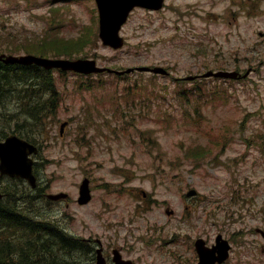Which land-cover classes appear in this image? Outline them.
I'll use <instances>...</instances> for the list:
<instances>
[{"label":"rangeland","instance_id":"obj_1","mask_svg":"<svg viewBox=\"0 0 264 264\" xmlns=\"http://www.w3.org/2000/svg\"><path fill=\"white\" fill-rule=\"evenodd\" d=\"M94 17L92 0L53 5L47 0H0V55L19 56L17 50L28 48L30 39L53 27L57 31L46 39L30 42L34 49L48 51L46 56L64 51L65 57L118 65L117 69L171 70L168 78L137 74L124 83L108 79L89 91L75 76L53 73L62 102L49 122L47 143L38 142L41 151L35 161L43 164L42 202L49 194H69V202L58 208L59 216L67 228L83 234L96 231L107 218L110 235L136 250L132 258L138 264H193L194 237L203 232L214 243L221 230L247 233L240 257L247 264H264V254H259L262 242L250 233L254 227L264 228V0H166L156 13L135 10L121 31L125 46L116 52L101 46ZM8 33L24 39L22 47L14 50L21 43L9 44ZM207 68L256 72L240 83L207 81L202 85L205 95L192 104L174 97V78ZM134 80L158 88V98L118 97ZM8 113L0 117V135L11 132L17 120L29 119L21 112L7 119ZM65 121L68 125L60 136ZM196 159L204 164L198 171L189 168ZM210 159L217 165L208 164ZM85 175L92 181L93 198L81 207L76 199ZM187 189L197 191L194 203L183 197ZM223 193H232V207L225 199L210 198ZM238 194L248 206L233 204ZM221 202L234 213L233 220L227 219ZM166 209L174 212L171 217ZM51 212L47 207L43 214L50 218ZM141 234L142 243L136 242ZM159 236L154 247L146 245ZM253 243L257 254L249 260ZM172 253L180 263L169 256ZM89 263L84 258L80 264Z\"/></svg>","mask_w":264,"mask_h":264},{"label":"trees","instance_id":"obj_2","mask_svg":"<svg viewBox=\"0 0 264 264\" xmlns=\"http://www.w3.org/2000/svg\"><path fill=\"white\" fill-rule=\"evenodd\" d=\"M52 87L49 74L37 68L0 63V117L10 111L7 119L18 118L16 112L29 116L17 120L12 133L32 143L45 140L46 118L57 104ZM15 183L23 189L14 191L11 184H3L1 190L7 198L0 203V264H80L78 256H87L89 251L83 246L75 248L76 241L41 216L42 188L31 191L25 183ZM51 225L55 228L52 233Z\"/></svg>","mask_w":264,"mask_h":264},{"label":"water","instance_id":"obj_3","mask_svg":"<svg viewBox=\"0 0 264 264\" xmlns=\"http://www.w3.org/2000/svg\"><path fill=\"white\" fill-rule=\"evenodd\" d=\"M163 0H96L99 16H100V38L104 45H109L113 48L122 46V39L118 37V31L121 25L125 22L129 11L133 7L139 6L151 10L161 8ZM6 63H35L45 68L59 67L62 69H73L78 72H87L91 69H84L83 61L68 62V61H50L35 57H7ZM139 71H152L153 73L164 74V70L154 68H139ZM36 153V149L28 143L9 136L4 143H0V173L10 177L26 179L32 187H34L35 179L31 173L32 161L27 158L29 154ZM51 198V197H50ZM89 200V192L87 181H84L80 186L79 204H85ZM264 238V234H263Z\"/></svg>","mask_w":264,"mask_h":264},{"label":"flooded vegetation","instance_id":"obj_4","mask_svg":"<svg viewBox=\"0 0 264 264\" xmlns=\"http://www.w3.org/2000/svg\"><path fill=\"white\" fill-rule=\"evenodd\" d=\"M93 241V242H92ZM88 244L92 249H95V255L97 254V250H99L101 256L103 257L105 264H111L112 262V253L115 249L120 251V248H117L115 242H113L109 237L105 234H100L98 239H88ZM122 254V250H121ZM230 261L227 260L224 264H229ZM234 264H242L241 259L236 258L233 260Z\"/></svg>","mask_w":264,"mask_h":264},{"label":"bare ground","instance_id":"obj_5","mask_svg":"<svg viewBox=\"0 0 264 264\" xmlns=\"http://www.w3.org/2000/svg\"><path fill=\"white\" fill-rule=\"evenodd\" d=\"M114 99V98H113ZM169 118V117H168Z\"/></svg>","mask_w":264,"mask_h":264}]
</instances>
